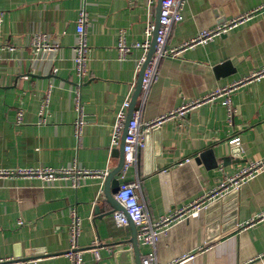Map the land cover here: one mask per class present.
<instances>
[{
	"label": "crops",
	"instance_id": "obj_1",
	"mask_svg": "<svg viewBox=\"0 0 264 264\" xmlns=\"http://www.w3.org/2000/svg\"><path fill=\"white\" fill-rule=\"evenodd\" d=\"M263 5L264 0H186L168 44L191 41ZM160 8L161 0H0L1 170H114L122 139L113 148L112 133L127 98V116L140 110L141 120L151 121L233 85L232 123L225 96L167 120L146 139L128 181L139 185L140 200L156 220L198 200L249 162L264 160V75L250 80L264 70V9L178 56L162 58L148 93L136 95L144 50L135 45L144 41L148 23L157 22ZM82 9L89 44L84 76L74 66ZM122 35L131 48L124 57L118 50ZM40 37L52 50L35 46ZM76 89L83 105L80 128ZM234 138L238 145L230 143ZM106 183V177L85 178L78 186L72 178H0V260L70 264L64 254L76 210L83 264H142L149 253L158 264H264V169L212 202V211L171 224L153 245L140 242L135 225L114 220L117 208L108 201Z\"/></svg>",
	"mask_w": 264,
	"mask_h": 264
},
{
	"label": "built area",
	"instance_id": "obj_2",
	"mask_svg": "<svg viewBox=\"0 0 264 264\" xmlns=\"http://www.w3.org/2000/svg\"><path fill=\"white\" fill-rule=\"evenodd\" d=\"M186 0H161V9L158 26L155 23L149 22L145 30V38L142 43L136 44L135 47H140L144 50V54L140 58L139 66L143 67L146 63L142 81H141V93L145 96L152 84L157 80L158 67L162 58L178 56L187 48L194 46L197 43L206 42L214 37L227 32L237 24H241L246 20L252 18V16L262 9L264 5L258 9L248 12L237 19L218 25L212 30H206L201 32L198 36L188 42H183L176 45H169L172 27L175 23L180 22L183 19L182 7ZM3 11L0 10V28L3 18ZM86 22L87 12L85 9L79 11V17L77 22V45L74 47L75 58L74 66L78 75L84 76L87 69L89 44L86 36ZM156 31L155 47L148 58V53L151 48L153 34ZM35 46L37 48H44L52 50L50 44L47 43L44 37L35 39ZM3 45L0 42V63L1 52ZM119 55L121 57L126 56L131 48L124 42L123 35L120 37L118 44ZM264 75V70L255 73L251 76V79L259 78ZM236 89V85L231 87L218 89L201 99L187 101L175 111L169 114L160 116L156 120L142 121L140 110L132 112L129 122L127 123V111L130 107V98H127L123 104V107L117 113L116 121L113 128L111 146L117 147L123 138V165L120 172L117 174V180L119 181V187L114 194L115 200L121 205L123 209L115 210L112 214L114 220L120 226H126L132 222L137 229V236L140 242L144 245H153L161 233L167 231L168 227L178 221L194 217L199 214L200 211L207 209L209 204L214 201H218L233 191H238L240 186L253 177L255 174L264 169V160L257 162H249L242 170L237 174L229 176L226 180L220 182V184L210 192H207L198 200L192 202L185 208L170 210L167 214L154 220L150 217L149 212L145 205L141 202L140 196L137 192L139 185L134 182L128 181V174L132 168H136L139 161L141 151L146 145L147 133L161 127L167 120L171 118L181 117L187 112L197 108L198 106L213 101L217 98H226V104L228 107V120L233 122L234 110L231 104V95L233 90ZM75 106L80 114V121L77 127H81L82 114V100L80 96V89H76ZM233 144H239V138H234L230 141ZM186 161H189L187 159ZM111 168L105 171H94L87 169H79L76 167L55 169V168H19L15 170H1L0 178L2 177H25V178H41L45 181L57 180V179H69L72 178L75 186H78L85 178L93 177H107L110 174ZM103 194V192H102ZM72 222L70 225V247L64 254L70 260V264H83L84 250L78 244V238L80 235V219L76 213V210L71 214ZM259 219L264 220V211L260 212ZM254 221V220H253ZM98 245V242L96 243ZM99 246H96L98 248ZM90 250H93L91 248ZM39 260L26 257V258H8L0 260V264H38ZM142 264H158L156 254L149 253L141 257Z\"/></svg>",
	"mask_w": 264,
	"mask_h": 264
},
{
	"label": "water",
	"instance_id": "obj_3",
	"mask_svg": "<svg viewBox=\"0 0 264 264\" xmlns=\"http://www.w3.org/2000/svg\"><path fill=\"white\" fill-rule=\"evenodd\" d=\"M161 9V8H160ZM158 22H159V19L157 20V22L155 23L156 27L158 26ZM155 37H156V31L154 32L153 34V38H152V44H151V48H150V51L148 53V58L150 57V55L152 54L153 50H154V47H155ZM145 66H146V63L143 65L142 69H141V72H140V78L138 80V85H137V90H136V95L139 93V91H141V81H142V76H143V72H144V69H145ZM131 107V106H130ZM130 117H131V114L128 115L127 117V123L129 122L130 120ZM159 129V128H158ZM158 129H155V130H152L150 132L147 133V138H149L150 135H152V133L156 132ZM124 138H125V132H124V135H123V138H122V142H121V146L120 148L116 149L114 151V155L115 156H119L120 157V162H119V165L110 172L109 175H107L106 179H107V183H106V194H107V198H108V201L114 206L117 208V210H121L123 209L121 207V205L115 200L114 198V194L117 192L118 190V187H119V181L117 180L116 176L117 174L120 172L121 170V167L123 165V146H124ZM146 138V139H147ZM148 141V139H147ZM209 154H211L210 151H207L205 152L204 154L201 155V157H207ZM226 198V196H225ZM223 198V199H225ZM217 205V203H214V204H211L207 207L206 211L210 212L212 211L213 208H215ZM131 226H134V224L132 222L129 223ZM212 228V227H211ZM210 239H213L210 238ZM135 242V241H134ZM135 253H136V257H138V249H137V243H135ZM138 260V258H136V261Z\"/></svg>",
	"mask_w": 264,
	"mask_h": 264
}]
</instances>
